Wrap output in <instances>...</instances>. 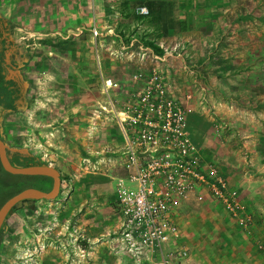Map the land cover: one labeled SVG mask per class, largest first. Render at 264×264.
<instances>
[{
	"label": "rangeland",
	"instance_id": "1",
	"mask_svg": "<svg viewBox=\"0 0 264 264\" xmlns=\"http://www.w3.org/2000/svg\"><path fill=\"white\" fill-rule=\"evenodd\" d=\"M20 1L0 0V44L26 64V92L23 108L3 113L0 126L9 158L56 166L61 187L53 199L9 212L1 227L0 264H46L49 247L59 250L55 257L83 247L72 229L79 210L72 207L85 198L98 199L94 184L108 191L110 180L109 171L86 170L84 162L94 163L102 149L113 154L121 140L112 121L100 118L90 126L89 110L102 97L95 79L101 60L104 73L116 78L143 65L164 70L175 95L188 101L191 132L194 121L203 127L214 124V131L224 126L222 137L214 132V141L226 149V175L235 169V188L251 217L250 233L244 235L207 193L201 198L190 193L174 209L179 241L197 258L221 250L226 264H264V0H159V15L141 20L136 7L143 0H70V30L61 23L68 0H23L22 10ZM53 14L62 19L56 38L51 35ZM138 44L149 47L144 62L133 56ZM64 54L76 65L81 58L88 61V76L81 81L88 102L93 101L84 108L67 109L64 102L68 88L73 93L82 89L71 78L63 80L61 73L69 68ZM212 159L217 169L224 168Z\"/></svg>",
	"mask_w": 264,
	"mask_h": 264
},
{
	"label": "built area",
	"instance_id": "2",
	"mask_svg": "<svg viewBox=\"0 0 264 264\" xmlns=\"http://www.w3.org/2000/svg\"><path fill=\"white\" fill-rule=\"evenodd\" d=\"M136 13L147 15L148 9L139 5ZM91 31L98 34L95 27ZM138 45L133 56L144 62L149 47ZM99 79L102 97L89 110L90 126L100 118L112 121L121 140L113 154L102 149L94 163L84 165L112 174L121 217L119 230L110 237L115 247L136 257L156 254L159 264H193L172 218L190 193L198 198L207 193L248 235L251 217L239 192L214 165L204 164L188 125L191 108L175 95L164 70L143 65L124 78L100 72Z\"/></svg>",
	"mask_w": 264,
	"mask_h": 264
},
{
	"label": "crops",
	"instance_id": "3",
	"mask_svg": "<svg viewBox=\"0 0 264 264\" xmlns=\"http://www.w3.org/2000/svg\"><path fill=\"white\" fill-rule=\"evenodd\" d=\"M21 4L19 3L16 5L20 6V10H22L23 7V0L20 1ZM68 7L63 10V13H66V10L68 11V14L66 15L67 17L63 15V20L58 16L59 14H53V29L51 30V35L55 36V34L60 33L59 29L57 28L58 26L65 23L70 30V11H71V6H70V0L67 1ZM62 22L60 23V21ZM57 24V25H55ZM63 38H67V35L62 36ZM43 41V40H42ZM41 41V42H42ZM43 43V42H42ZM55 43V42H54ZM44 44V43H43ZM55 45V44H54ZM52 45V46H54ZM51 46V47H52ZM49 47V46H48ZM38 53H41V50L38 48ZM41 57V56H40ZM63 63L64 65L69 66L67 70L63 71L61 75H65V78L63 80L69 81L70 78L72 79V82L74 81L78 87L86 86L83 84V81H81L82 77L84 80H86V77L88 76V61L84 60L82 61V58L80 61L76 63H72L69 59H66L67 55L64 54L63 56ZM101 60V59H100ZM99 61V60H98ZM100 65L97 66L98 70V76L95 77L96 81H98V87L100 83L99 79V74L102 72L105 75L106 72L102 70V63L103 61L101 60L98 62ZM72 64H73V69L74 72H72ZM93 62L91 63V65ZM97 64V62H95ZM76 66V67H75ZM127 73L125 72L124 76ZM113 78H116L114 76H111ZM40 79V74L37 76V80ZM96 89V91L99 89ZM79 91L78 93H73V91H70V88H68L66 93L64 94V102L67 103V109H72L75 110L76 108H84L85 102H88V99L90 95L88 96V90L87 92H84V89L78 88ZM81 91V92H80ZM64 93V92H63ZM74 94H77V101H74L71 97L74 96ZM58 96V95H57ZM93 100L90 99V102ZM198 122L194 121V132L192 133L191 131V136L193 140L196 142L200 152L202 153L203 156V161L204 164H211L213 165L214 159L212 158H217L219 161H221L222 165L224 168L218 167L219 172L222 173V175L228 180L229 184L236 187V183L234 180L235 174H232L234 170H231V174L226 175V164H228V155L226 153V149L223 151L221 148H219L218 143H216L214 140L216 139V135L214 132L218 134V136L222 137V132L226 131L224 126H220L221 128L217 131L213 130V124H208V126H198ZM115 127V126H114ZM216 127V126H215ZM224 128V129H223ZM115 131L117 133V137H120V134L118 130L115 128ZM225 139V136H224ZM117 150V145L115 147ZM114 149V150H115ZM215 155V156H214ZM216 160V159H215ZM231 167V165H230ZM104 170L100 171L103 172ZM105 173V172H104ZM104 173H99V174H104ZM110 180L108 181V191H105L103 188L100 191L99 189V182L97 179L94 177V182L97 181L96 184H94L93 190L96 191V195L98 199H89V201L85 198L81 201L78 202L77 206H73V209H78V216H75L73 219L76 220L77 225L73 227L72 229L74 230V233L78 235L81 239V244L82 248L78 247V250H74L69 248V252L67 253V256L65 257L64 254L58 257H55L56 252H59L58 249H55V247L52 248H47L46 252V264H159V256L156 254L153 255H148L144 257H136L133 254L127 253L126 251L119 250L115 247V244L112 242L110 239L111 236H114V232L119 230L120 225H121V217L118 212V208L116 205L115 201V184L114 180L112 178V174L109 175ZM92 178V177H89ZM102 180V179H101ZM234 181V182H233ZM240 183V182H239ZM238 184V183H237ZM85 188L87 185L84 186ZM83 191H87L86 189H83ZM252 192V190L250 189ZM87 193V192H83ZM190 195V194H188ZM187 195V196H188ZM206 195V194H204ZM186 196V197H187ZM211 198V197H207ZM212 199V198H211ZM184 198L180 201V205L182 206V202ZM214 200V199H212ZM215 201V200H214ZM179 205V206H180ZM90 206L92 208H95L96 210H90ZM178 206V207H179ZM177 208V207H176ZM73 212V211H72ZM90 212L92 215H89ZM174 214H176V211L172 213V218L174 221H176V218L174 217ZM111 242H110V240ZM81 248V249H80ZM71 249V250H70ZM223 252H226V248H222ZM221 250L219 253L215 252H206V254L203 255L202 258H197L194 255L190 256V261L193 264H202L203 260H206L204 264H226V255H221ZM65 258L67 261H65Z\"/></svg>",
	"mask_w": 264,
	"mask_h": 264
},
{
	"label": "water",
	"instance_id": "4",
	"mask_svg": "<svg viewBox=\"0 0 264 264\" xmlns=\"http://www.w3.org/2000/svg\"><path fill=\"white\" fill-rule=\"evenodd\" d=\"M0 164L2 168L12 174L20 175H44L52 178V185L48 190H43L37 187L28 186L20 191L9 196L0 205V229L9 214L15 207L31 204L37 199H53L59 192L61 187V172L60 170L48 163H16L13 162L7 154V145L0 136Z\"/></svg>",
	"mask_w": 264,
	"mask_h": 264
},
{
	"label": "flooded vegetation",
	"instance_id": "5",
	"mask_svg": "<svg viewBox=\"0 0 264 264\" xmlns=\"http://www.w3.org/2000/svg\"><path fill=\"white\" fill-rule=\"evenodd\" d=\"M19 10V9H18ZM0 125L3 113L10 110H18L23 108V99L26 89L23 84L24 76L22 68L25 67V63L18 61L16 52L7 51L4 43L0 44ZM9 54V55H8ZM13 70L11 72L5 69ZM25 72V71H24ZM12 105V106H11ZM0 136L4 140L2 129L0 126ZM7 153L9 150L7 148Z\"/></svg>",
	"mask_w": 264,
	"mask_h": 264
},
{
	"label": "trees",
	"instance_id": "6",
	"mask_svg": "<svg viewBox=\"0 0 264 264\" xmlns=\"http://www.w3.org/2000/svg\"><path fill=\"white\" fill-rule=\"evenodd\" d=\"M145 3L144 6L148 9L147 15H136V19H142L144 17H148L149 15L152 17H157L159 12L161 11L162 2L159 0H143ZM126 4L123 5V9H125ZM150 46H153L157 52L161 53V49L156 47L152 42L147 43ZM12 106V105H11ZM16 163L26 164L33 163L35 161L23 159L20 157L15 158ZM39 163V161H36ZM41 163V162H40ZM52 185V178L44 175H20V174H12L5 171L0 164V205L12 194L20 191L21 189L33 186L43 190H48ZM15 208V207H14ZM13 208V209H14ZM0 237H1V229H0Z\"/></svg>",
	"mask_w": 264,
	"mask_h": 264
}]
</instances>
